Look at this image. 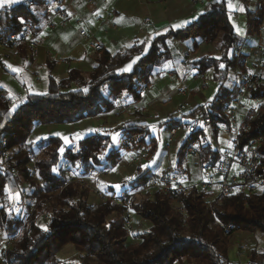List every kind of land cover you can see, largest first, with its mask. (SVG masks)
Returning <instances> with one entry per match:
<instances>
[{
    "label": "trees",
    "instance_id": "obj_1",
    "mask_svg": "<svg viewBox=\"0 0 264 264\" xmlns=\"http://www.w3.org/2000/svg\"><path fill=\"white\" fill-rule=\"evenodd\" d=\"M227 1L207 3L191 24L156 36L144 54L143 44H138L137 40L124 52L110 54L98 51L96 69L87 79L74 69L68 72L64 81L56 82L49 78L46 95L29 94L26 101L11 114L0 93V124L4 125L0 128V158L2 153L19 148L14 175L3 169L0 160V229L11 240L0 264H60L57 253L68 245L81 254L78 264H234L227 254L234 233H259L264 236L263 195H216L207 203L206 199L211 198V194L190 186L175 193L153 191L151 195L136 200L124 197L126 204L120 198L111 197L98 208L87 205L88 190H80L78 180L90 175V170L97 173L110 170L119 158L118 150L113 149L111 138L105 132L77 141L75 152L59 137H46L34 145L26 143L36 125L71 124L110 112L114 109L116 95L138 101L143 86L149 84L152 71L169 59V39L190 42L191 53L198 49L197 39L214 45L218 56H204L192 60L191 65L200 75L212 69L211 80L217 87L210 100H205L198 93L201 105L181 117H170L160 125L169 129L180 126L182 119L208 118L214 135L218 125L224 124L228 128L224 108L237 94L238 88L228 89L225 82L231 71L244 72L246 68L240 53L243 38L233 29ZM257 1V8L246 12L249 36L257 35L262 23L264 0ZM242 2L248 4L250 0ZM30 6L21 4L4 10V17L0 16V41L7 36L5 29L11 33L21 32V19L29 23L32 34L42 29L46 23L45 9L35 11ZM136 56L140 60L131 72H116ZM220 64H224L225 68H220ZM70 83L80 88L74 91L69 87ZM84 89L88 91L84 92ZM248 97L263 103L256 111H249L240 126L236 137V148L239 150L251 139L261 138L264 142V79L258 80L248 92ZM118 132L123 142L135 136V144L146 148V158L155 153L157 144L149 136L146 125L124 124ZM198 137H204L203 131L197 130L188 136L179 148L177 174L180 173L186 147ZM35 148L42 154L40 159H34L39 182L26 167L33 159ZM60 148H64L63 153L58 151ZM105 151V159L99 160L98 157ZM199 158L202 165L212 166L220 155L205 143L200 146ZM53 166H58L56 173L51 171ZM72 170L78 172L76 178L79 179L68 178L67 172ZM151 177L142 175L135 181L134 188L139 191ZM21 183L28 184L32 189L31 217L25 219L19 218L13 210L9 214V208L5 206V188L15 193ZM177 205L184 208L185 215L177 210ZM128 209L148 221L150 227L136 236L137 243L127 245V228L122 216ZM42 215L47 218V232L35 224L36 218ZM247 263L264 264V252L252 249Z\"/></svg>",
    "mask_w": 264,
    "mask_h": 264
},
{
    "label": "crops",
    "instance_id": "obj_2",
    "mask_svg": "<svg viewBox=\"0 0 264 264\" xmlns=\"http://www.w3.org/2000/svg\"><path fill=\"white\" fill-rule=\"evenodd\" d=\"M213 1L216 0H98V5L92 7L85 0H23L21 3L6 6L4 9H0L2 18L6 8L21 4H30V7L35 11L44 10L49 6H59L63 9L64 15L54 16L50 24L45 23L42 29L32 36L36 48L31 51L25 45H21L15 51L6 50L0 45V93L4 97L16 99L18 102L15 104L20 106L26 101L29 94L45 93L49 78L56 82L66 80L71 69L77 70L84 79H87L96 69L95 57L98 51L93 50L94 42L100 44L104 51L114 54L124 52L132 47L134 40H137L138 44H142L141 41H146L147 43L143 44L144 54L156 36L165 34L170 29H176L173 27L175 24L190 20L194 16L197 17L203 12L204 6ZM229 2L233 5L232 9L228 7ZM257 6V0H250L248 4H244L242 0L227 1L226 7L233 29L234 24L238 25L242 33L239 35L243 38L240 53L245 59L246 68L244 72L235 70L229 73L225 82L228 89L236 87L239 91L243 82L252 73H256L261 79H264V69L257 67L260 64L259 59H264V53L261 54L258 51V47L264 48V13L257 35H247L246 26V12L255 10ZM241 8L244 11H240ZM97 12L100 14L97 15ZM81 32H84L85 36H81ZM5 33L9 34L10 30L5 29ZM196 42L199 43L198 49L195 53L190 54V42L167 40L170 57L161 67L152 71L149 84L141 90L138 101L135 102L130 97L124 99L120 95L119 102L113 100L114 109L110 112L100 113L71 124L44 125V132L53 130L58 125L66 127L65 133L51 136L60 138H74L76 133H85L87 129H98L99 131L94 133L105 132L111 138V134L118 132L124 124H142L149 128V136L157 144L155 153L150 158H146V148L135 143L132 145L129 143V149L120 150L119 147L117 148L119 144H127L122 141L120 135L119 142L113 146V149H118L119 152V158L114 166L116 171L95 172V179L91 182L93 186L97 187V190L101 191L100 189L104 188L103 192L111 193L116 198L121 195H124L126 199L132 198L133 195L136 196L137 192L139 193L134 187L135 181L142 175L154 176L166 170L176 172L177 153L184 142V136L179 134L168 145L167 128L160 124L166 122L170 117L178 118L186 115L196 106L201 105L202 101L197 96L198 93L207 101L210 100L217 87L215 82L214 85L210 81L212 69L202 75L197 74L191 61L204 56H218L219 53L214 45L201 42L198 39ZM129 62L118 69L123 68ZM9 65L12 68L20 69V71H12V68L8 67ZM118 69L116 72L120 73ZM69 87L72 90L80 88L74 83H70ZM179 90H182L183 94H179ZM17 94L19 96L16 97ZM262 103V101L250 99L245 93L236 110L235 124L229 123L228 128L224 124L218 125L216 135L213 134L211 128L203 129L202 145L209 142L206 141V133L209 132L212 138L210 137L211 142L208 144L213 150L218 151L219 160L229 156L233 149L232 144L236 134L234 131H238L249 111L258 109L252 105L261 106ZM10 108L11 106L8 110ZM127 109L130 110V113L125 112ZM187 120L189 119H182L181 122ZM151 125H155L157 128L155 133L149 127ZM34 127L27 138V144L33 145L46 138L40 139V135H37ZM50 127L53 128L50 129ZM145 164L150 166L142 167ZM202 166L204 165L201 164L199 155H184L179 167L180 173H176L177 183L181 189L190 186L196 187L205 181ZM128 177H134V179L128 180L126 179ZM148 180L144 185L148 183ZM116 184H120L122 187L120 189L112 187ZM213 192L215 195L217 194L216 190ZM6 194L10 195L8 192ZM26 195L27 193L21 194V198L26 199ZM144 222L148 223L146 224L148 229L150 223L145 220ZM144 232L133 234V241L127 242V244L137 243L136 236ZM241 234L244 235L242 238L251 235V238L248 239H253V242L260 240L259 237L254 238L251 233L241 232ZM234 249L231 245L227 254L228 251ZM261 251L264 252V249ZM244 255L245 253L240 250V253L232 258L228 256V258L234 264H248Z\"/></svg>",
    "mask_w": 264,
    "mask_h": 264
},
{
    "label": "built area",
    "instance_id": "obj_3",
    "mask_svg": "<svg viewBox=\"0 0 264 264\" xmlns=\"http://www.w3.org/2000/svg\"><path fill=\"white\" fill-rule=\"evenodd\" d=\"M92 7L98 5V0H85ZM64 11L59 6H49L45 8V19L46 23L50 24L54 16H63ZM23 27L19 33H9L6 38L0 41V45L6 50L15 51L18 49L19 45H25L26 48L31 51L36 48V43L32 40L34 34L30 33V25L28 22L22 23ZM81 36H85L84 32L80 33ZM30 36V37H29ZM17 37H19L17 39ZM93 50L102 51L103 48L100 44L94 42ZM258 51L261 54L264 53V48L258 47ZM260 69H264V59L260 58ZM261 79L258 74H250L245 82H243L241 89L237 94L230 100V102L224 108V115L230 124H235L236 110L240 106L241 97L250 90L254 88V85ZM179 94H183L182 90L178 91ZM3 95V94H2ZM4 96V95H3ZM19 96L18 94L16 97ZM8 108L12 106L13 103L18 102L12 97H4ZM115 101H120L121 98L115 96ZM255 100V99H253ZM235 105V107H233ZM126 113H130V110H125ZM203 125V126H202ZM211 128L210 121L208 118L197 119L191 118L187 121H182L178 127H170L166 130L168 136V145L176 138L179 134L184 136V140L194 134L197 130L203 131V129ZM247 126L244 127V130ZM239 129L234 136L233 149L229 156L224 159L218 160L214 165L202 166V171L205 175V181H203L199 186H196L200 190L207 192H212L216 190V195H221L228 197L236 193H244L248 195L264 196V148L263 140L261 138L251 139L247 144L241 149L236 148V137L238 135ZM135 136H131L130 140H135ZM202 145L201 138L198 137L193 142L189 143L185 149V154L199 155V149ZM125 148V146H124ZM129 146L127 147V149ZM168 149V147H167ZM74 152V150H72ZM4 169V167H3ZM5 170V169H4ZM239 189V191H237ZM143 193L147 191H157L161 190L164 192L171 191L175 193L181 190L179 184L177 183L176 172L171 170H166L161 174L152 176L146 185L142 186ZM97 196L99 199L106 200L113 197L103 191H97ZM123 204H126L124 198L120 199ZM209 202V201H206ZM177 210L185 215V210L181 205H177ZM129 212V210H127ZM0 229V240H9L5 234L4 238H1ZM250 250L248 246H242V253H246ZM61 264V263H60Z\"/></svg>",
    "mask_w": 264,
    "mask_h": 264
},
{
    "label": "rangeland",
    "instance_id": "obj_4",
    "mask_svg": "<svg viewBox=\"0 0 264 264\" xmlns=\"http://www.w3.org/2000/svg\"><path fill=\"white\" fill-rule=\"evenodd\" d=\"M188 54H189V52L187 53V55ZM190 54H191V50H190ZM210 81L215 85V83L211 79H210ZM143 88H146V86H143ZM117 96L120 97V95H117ZM44 128H45L44 125H38L37 127L36 126L34 127L35 132L37 133V135H40V139L43 138V137H47V136L51 137V136H54V135H56L58 133H65L64 131H65L66 127H63V125H58V126L55 127V129L49 130L48 132H44ZM51 128H53V127H50V129ZM234 132L236 133V131H234ZM210 137L212 138L211 134L209 132H207L206 133V141L207 142L208 141L211 142ZM68 138H69L70 142L67 143V146L69 147V149H71V151L74 150V152H75L76 148H77V144H76L77 141L75 140V137L74 138L73 137H68ZM130 138H129V140H127V144H124V145L119 144L117 146V148L119 147L120 150H126L128 146L130 148V144L129 143H131V144L135 143V141L134 140L133 141L130 140ZM60 139L62 141H64L62 139V137ZM27 140H26V142H27ZM124 146H125V148H124ZM18 152H19V148H14V149H12V150H10L8 152H4V153L1 154V158H0L1 165H2V167H4L5 170L9 171V173L11 175H14V173H15V167L17 165ZM41 156H42V154L39 153V149L35 148L34 149L33 159L26 166L27 170L30 173V175L32 177L36 178L38 182H39V179L37 177L38 176V172H37V169H36L35 164H34V159L38 160V159H40ZM89 173H90V175L80 178V180H78V182H77V185H78L80 190L83 189V188H87V190H88V194L86 196V204L90 205V206H92L94 208H98L99 206L104 204L106 200H108L110 198H108L106 200L98 198V196H97V191H98L97 187L93 186L92 182H91V180L95 179V177H94V175H95L94 173L95 172L93 170H90ZM77 175H78V172L73 171V170L67 172V176H68L69 179H79V178H76ZM31 190H32L31 187H29L28 184H26V183L18 184V191L17 192L21 193L22 195L24 193H27L26 196L28 198V199L27 198L26 199H22L21 198L19 202H15V201L10 200L8 198L9 195H7L6 192H8L10 194H13V193H11L10 191H5L4 193L6 194V197H7V202L5 204L6 209L7 208H12L13 211L16 214H18L19 218H21V219H25L26 217L30 218L31 216H30L29 211L32 210L31 208H32V204H33V199L30 196ZM141 192H143L142 189L139 190V193L137 192L138 194L136 193V196L133 195L132 198L136 200V199H138L140 197L149 196V195H151L153 193L152 191H147V192H144V193H141ZM132 193H135V192H132ZM210 194H211L212 197L206 199V201L211 202V200H213V198L216 196L213 191L210 192ZM118 198H120V199L124 198V195H121V197H118ZM209 202H207V203H209ZM16 209H18V211ZM128 210H129V212L126 210V212L122 216L124 218V220H125V227L127 228V237H126V240H125V244H127V242L129 243V242L133 241V239H132L133 234H135L137 232L146 231V229H147L146 224H148V223H145L144 220L138 214L135 215V213H133L130 209H128ZM46 219L47 218L44 215H42L40 217H37L36 220H35V224L38 225L39 227L41 225H45ZM1 235H2L1 238H4L3 237L4 236L3 230L1 231ZM253 235H254L253 236L254 238L255 237H259L260 240H257L256 242H253L252 241L253 239L249 240L248 238H251L250 237L251 235L249 237H247V238H242V236H244V235H242L241 232L233 234L232 237L230 238V242H231V245L235 249L231 250V251H228V256L230 258H232L237 253H240V250H241L242 246H248L250 248V250L248 252H246L245 255L248 254L252 249L259 250V251L263 250L264 249V236L259 234V233H255ZM10 244H11V240H6V239H1L0 240V262L2 261V255H3L4 251L7 250L10 247ZM245 255H244V258L245 257L247 258L248 255H246V256ZM80 256H81V254L78 251H76L73 248V246H71V245L65 246L62 250H60L57 253V258L60 260L61 264H65V263L78 264ZM174 264H177V263H174ZM181 264H185V263L183 262Z\"/></svg>",
    "mask_w": 264,
    "mask_h": 264
},
{
    "label": "snow or ice",
    "instance_id": "obj_5",
    "mask_svg": "<svg viewBox=\"0 0 264 264\" xmlns=\"http://www.w3.org/2000/svg\"><path fill=\"white\" fill-rule=\"evenodd\" d=\"M21 2H23V0H0V9H4L6 6L14 5V4L21 3ZM228 7H229V9H232V8H233V5H232L231 2L228 3ZM240 11H244V9L241 8ZM96 14L99 15L100 13L97 12ZM69 15H71V13H69ZM196 19H197V17L194 16V17H192V19H190V20H184V21L181 22V23L175 24L173 27L176 28V29L183 28V27H185V26L191 24V23H192L194 20H196ZM21 23H24L23 19H21ZM234 29H235L237 35H242L241 30H240V28H239L238 25H235V24H234ZM18 38H19V37H17V39H18ZM141 43H142V44H146L147 42H146V41H141ZM218 59H219V58H218ZM139 60H140V57H139V56L133 58V60L130 61L126 66H124V67L121 68V69H118V72H120V73H129V72H131V71L133 70V66H134V65L137 63V61H139ZM8 67L12 68L11 65H9ZM220 68H225V65H224V64H220ZM12 71H14V72H19L20 69L12 68ZM74 91H75V90H74ZM83 91H84V92H87L88 89H84ZM35 94H38V95H46V93H35ZM125 95H126V93H125ZM207 106H208V105H205V107H207ZM18 107H19V105L13 103L12 106H11V108L8 110V111H9V114H11L12 112H14ZM233 107H235V105H233ZM252 107H259V105H252ZM202 126H203V125H202ZM3 127H4V125H3V124H0V128H3ZM149 127L151 128V130H152L154 133L157 131V128H156L155 125H151V126H149ZM98 131H99L98 129H87L85 133H76V134H75V138H76L77 141H79V140L83 139L84 136L89 135V134L94 133V132H98ZM119 137H120V133H118V132H116V133H112V134H111V142H112V146L116 145V144L119 142ZM38 139H39V138H38ZM62 139L64 140V142H65L66 144L70 142L68 137H62ZM29 143H32V142L29 141ZM229 147H231V145H229ZM58 151H59L60 153H63V152H64V148H60ZM105 155H106V151H105L104 153H102V154L98 157V159H99V160H104V159H105ZM149 166H150V165H148V164L142 165V167H144V168H147V167H149ZM110 170L113 171V172H115V171H116V168L113 167V168H111ZM51 171H52L53 173H56V172L58 171V166H53L52 169H51ZM126 179L131 180V179H134V177H128V178H126ZM101 183H103V182H101ZM112 187H114V188H116V189H120V188L122 187V185H120V184H116V185H113ZM100 190H101V191H104L105 189H104V188H101ZM5 191H8V188H5ZM237 191H239V189H237ZM109 195H111V193H109ZM8 198H9L10 200H12V201L19 202L20 199H21V193L16 192V193H14V194H10ZM12 210H13L12 208H9V209H8L9 214L11 213ZM16 210L18 211V209H16ZM40 227L42 228V230H43L44 232H47V231L49 230L48 227H47L46 225H41Z\"/></svg>",
    "mask_w": 264,
    "mask_h": 264
}]
</instances>
